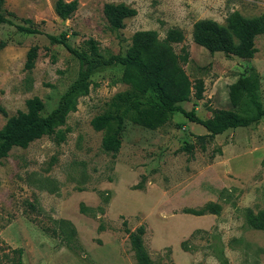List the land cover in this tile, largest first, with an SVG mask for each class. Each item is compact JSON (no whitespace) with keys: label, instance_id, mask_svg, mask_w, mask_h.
<instances>
[{"label":"rangeland","instance_id":"obj_1","mask_svg":"<svg viewBox=\"0 0 264 264\" xmlns=\"http://www.w3.org/2000/svg\"><path fill=\"white\" fill-rule=\"evenodd\" d=\"M76 1V10L61 19L56 0H4L7 12L15 14L8 15L13 23L0 25V45L5 43L0 47V128L14 113L27 110L34 96L44 101V113L50 112L76 77L79 60L48 37L62 32L75 47L88 48L93 39L110 56L126 54L138 31L156 30L164 40L171 30H180L184 39L172 48L179 56L189 53L182 63L185 73L192 82L202 79L205 88L204 98L192 95L180 103L184 108H195L202 118L222 107L251 111L245 103L233 105L229 86L252 69L264 105V33L256 37L258 51L250 59L211 52L192 35L201 19L226 24L234 12L264 19V0ZM106 2H124L136 14L115 29L104 16ZM24 18L43 33L19 31L15 23L27 24ZM34 45L39 55L35 67L26 70ZM121 70L110 67L92 76L89 93L59 127L64 140L46 135L25 147L14 145L0 159V264H17L14 249L19 247L24 264H138L124 219L130 229L145 224L155 264H264V230L246 217L249 209L264 210V117L218 134L203 149L196 140L207 129L180 111L162 119L149 113L154 128L133 111L125 119L119 150L112 152L102 140L115 125L96 130L92 120L125 106L121 96L131 91ZM185 143H194L191 152L182 148ZM210 201L221 204L218 213L188 211Z\"/></svg>","mask_w":264,"mask_h":264},{"label":"trees","instance_id":"obj_2","mask_svg":"<svg viewBox=\"0 0 264 264\" xmlns=\"http://www.w3.org/2000/svg\"><path fill=\"white\" fill-rule=\"evenodd\" d=\"M77 8V1L56 0L54 10L58 17L67 19ZM103 13L111 27L122 29L125 19L136 14V9L124 2H106ZM15 13L4 8V0H0V25L13 23L8 15ZM228 23L223 24L213 19H201L195 22L193 40L211 52L224 51L227 56H238L245 59L254 57L258 49L256 37L264 33V19L258 17H245L239 12H234L228 18ZM27 24H16L19 31L25 33H43L31 19L24 18ZM53 43L62 44L80 62L76 77L63 91L57 105L47 114L44 113L45 104L39 96L27 100V110H19L10 116L6 124L0 128V159L6 156L14 146H27L31 141L38 140L46 135H55L58 140H64L65 134L59 127L67 122L70 113L78 109L79 98L89 93L91 78L94 74L110 67H121V80L130 88L128 95L121 96L125 106L120 112L107 111L95 116L92 124L96 130H104L115 125L111 131L104 135L102 146L104 149L117 152L121 146V134L127 116L136 111L139 121L149 127L156 125L149 119V113L158 114L159 119L168 113L180 111L190 121L199 123L207 129V133L197 135V142L201 148L206 147V142L215 139L218 134L231 128L248 127L258 123L264 117V105L259 99V79L254 69L240 76L230 84V97L233 105L247 104L249 112L226 109L225 107L213 109L208 118L200 117L195 108L187 110L180 103L190 101L192 95L204 98V82L197 79L190 81L185 73L182 63L189 59V53L179 56L172 48V43L183 41L180 30H171L164 40L158 38L156 30L138 31L133 36L132 44L126 54L118 53L110 56L100 52L99 46L93 39L88 41L87 47H75L69 41L68 34H48ZM4 42L0 47L4 46ZM39 55V46H31L25 62V69L35 67ZM195 92L193 93V90ZM124 98V99H123ZM6 114V111L2 109ZM145 116L147 118H145ZM194 143H185L182 148L191 152ZM82 210L84 207H81ZM221 204L210 201L202 208H189L198 214L205 211L218 213ZM247 222L254 227L264 230V210L253 213L251 209L246 212ZM124 229L129 233V239L134 250L138 264H155L145 243L147 228L140 223L130 229L124 219ZM102 225H99L101 228ZM72 230H74L72 228ZM52 231L57 233V229ZM65 239L69 237L65 235ZM18 255L17 264H24L22 247L14 249Z\"/></svg>","mask_w":264,"mask_h":264}]
</instances>
